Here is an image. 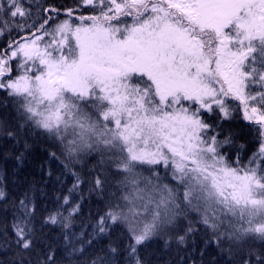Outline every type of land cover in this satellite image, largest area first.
<instances>
[{
  "label": "snow or ice",
  "instance_id": "snow-or-ice-1",
  "mask_svg": "<svg viewBox=\"0 0 264 264\" xmlns=\"http://www.w3.org/2000/svg\"><path fill=\"white\" fill-rule=\"evenodd\" d=\"M79 6L98 14L66 9L60 20L61 10L35 4L48 13L37 19L27 0H0V140L31 132L68 159L95 155L89 191L107 197L106 210L91 236L74 239L79 202L65 197L40 219L25 194L11 264H77L104 238L103 254L84 264H153L149 242L174 233L184 244L193 220L238 258L228 264H264V0ZM236 110L246 123L225 126ZM249 137L256 150L241 167L227 152L239 157ZM74 175L76 189L84 181ZM45 226L61 229L62 251Z\"/></svg>",
  "mask_w": 264,
  "mask_h": 264
},
{
  "label": "trees",
  "instance_id": "trees-1",
  "mask_svg": "<svg viewBox=\"0 0 264 264\" xmlns=\"http://www.w3.org/2000/svg\"><path fill=\"white\" fill-rule=\"evenodd\" d=\"M27 4L32 5L37 19L40 16L48 15L47 12H41L35 9V4L55 7L60 11L58 19H65L64 10L74 9L76 14L81 11L85 15L98 14L83 9L79 6V0H27ZM53 16L56 14L53 13ZM131 20V18H127ZM30 27V25H29ZM12 38L16 37L13 33ZM5 41L0 38V46H3ZM4 100L0 94V101ZM187 103V102H186ZM232 104L238 102L231 101ZM4 109L0 107V113ZM9 115L11 113L9 112ZM209 123L215 121L214 116H208ZM239 110L233 112L235 119L231 122L224 121L225 126L231 124L246 123L241 119ZM30 145L25 150L24 142ZM248 143L249 147L237 157L235 150L227 152L230 161L239 159V166L247 165L248 158L256 150V145L251 137L242 141ZM50 152H55L58 159H51ZM23 153V158L17 157ZM97 163V157L83 156L79 161L68 159L61 155L60 148L45 141L43 137H37L34 133L21 134L20 142L10 140H0V189L5 193V200H0V264H11L14 260L13 249L9 247L13 241L12 228L14 214L17 213L18 202L25 194L32 198L38 209V218L42 219L49 212H54L63 204L64 198L68 197L69 201L80 203L81 212L74 219L72 231L76 233L74 239L86 240L93 234V229L96 225L97 218L102 216L106 210V196H102L96 192L89 191V174ZM160 170V176L165 177V171L161 166H156ZM51 172V175H49ZM84 181L80 183L76 189H73V184L76 183V175ZM147 175V173H145ZM164 183L170 186L175 184L171 179L170 174L164 179ZM71 190V192H70ZM66 207V205H65ZM67 214V213H65ZM183 227H187V221H184ZM195 231L189 234L184 244H178L175 239V234L154 239L149 242L147 253L152 259L153 264H228L236 257H230L226 250H221L218 247L215 237L211 232H205L202 224L196 223L193 220ZM7 228V231L4 229ZM46 235H50L53 240L58 242V249L63 250V241L61 238V229L58 226H45ZM83 233V235H81ZM180 234H184L181 230ZM115 238V236L113 237ZM167 240V244L165 243ZM6 241V243H5ZM108 245L107 238L100 241H94V246L85 244L88 250L83 261H77V264H84L85 261L96 255H102L101 248L106 249ZM67 256V253H64ZM63 259V258H62Z\"/></svg>",
  "mask_w": 264,
  "mask_h": 264
}]
</instances>
